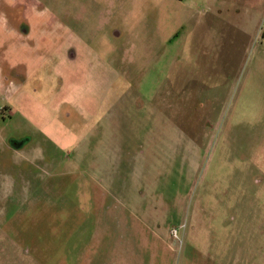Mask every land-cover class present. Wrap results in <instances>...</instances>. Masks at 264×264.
Returning <instances> with one entry per match:
<instances>
[{
  "label": "rangeland",
  "instance_id": "rangeland-1",
  "mask_svg": "<svg viewBox=\"0 0 264 264\" xmlns=\"http://www.w3.org/2000/svg\"><path fill=\"white\" fill-rule=\"evenodd\" d=\"M0 264H264V0H0Z\"/></svg>",
  "mask_w": 264,
  "mask_h": 264
},
{
  "label": "built area",
  "instance_id": "built-area-1",
  "mask_svg": "<svg viewBox=\"0 0 264 264\" xmlns=\"http://www.w3.org/2000/svg\"><path fill=\"white\" fill-rule=\"evenodd\" d=\"M184 228L185 223L181 224L178 227H172L171 229H169V235L171 237V240L173 244L178 248H181L183 245L182 237L180 236L179 230Z\"/></svg>",
  "mask_w": 264,
  "mask_h": 264
},
{
  "label": "flooded vegetation",
  "instance_id": "flooded-vegetation-1",
  "mask_svg": "<svg viewBox=\"0 0 264 264\" xmlns=\"http://www.w3.org/2000/svg\"><path fill=\"white\" fill-rule=\"evenodd\" d=\"M13 140V139H12ZM12 143H14V142H12ZM19 148H22V146H19Z\"/></svg>",
  "mask_w": 264,
  "mask_h": 264
},
{
  "label": "crops",
  "instance_id": "crops-1",
  "mask_svg": "<svg viewBox=\"0 0 264 264\" xmlns=\"http://www.w3.org/2000/svg\"><path fill=\"white\" fill-rule=\"evenodd\" d=\"M174 245V244H173Z\"/></svg>",
  "mask_w": 264,
  "mask_h": 264
}]
</instances>
